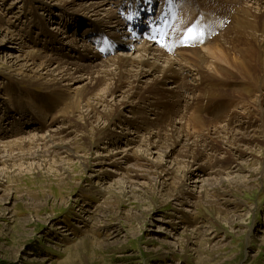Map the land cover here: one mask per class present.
<instances>
[{
  "label": "rangeland",
  "instance_id": "rangeland-1",
  "mask_svg": "<svg viewBox=\"0 0 264 264\" xmlns=\"http://www.w3.org/2000/svg\"><path fill=\"white\" fill-rule=\"evenodd\" d=\"M177 1L184 3L185 0H174V3ZM207 2L205 9L211 15V4ZM174 9L176 6L169 8ZM59 10L58 6L44 8L39 5V0H0V31L7 32L10 37L15 34L19 41L29 45L19 48L13 41L0 37L1 145L15 148L27 138L43 135L50 128L56 129L64 125L62 122L66 123L69 113L71 117L64 125L67 132L63 140L73 143L77 137H85V142H80L78 149L74 148L73 155L59 152L32 165L0 162V264H264V147L251 140L238 141L240 151L234 158L236 162L231 163L235 171L223 173L218 178L198 170L188 172L182 181L180 172L187 164L184 167V164L175 163L176 153L168 148L151 150L147 156L153 163L150 165L152 171L142 165L147 173L144 172L145 176L143 174L139 182L132 181L133 177L129 179L131 182H125L122 167L106 165L100 169L99 165H92L93 160L107 154L106 158L109 153L138 152L140 148L135 141L141 138L143 130L126 122L124 126L117 124L111 129L105 126L98 136H87L84 129L79 133L68 124L72 121L75 124L73 119L81 121L79 111L74 110L77 113L74 116L73 101L77 95L75 90L88 86L84 76L73 81L75 93L70 94V90L67 94L66 88L60 86L64 98L60 95L58 98L57 93L47 90L44 84L35 83L36 79L31 76H20L19 72L26 68L16 65L14 61L18 59L15 57L21 53L20 49L46 45L39 39L40 31L55 32L63 28L68 40L79 38V42H91L85 31L91 29L86 25L90 15L86 13V18H75L82 22L79 25L75 19L63 23V18L68 16H65V10ZM217 10L218 15L229 11L225 5ZM55 12L63 15L56 16ZM99 13L105 14L101 10ZM181 19L177 17L176 21L181 22ZM219 21L223 20L220 18ZM112 24L117 25L111 23L108 26ZM186 25L189 24H183ZM108 26L102 27L106 33L111 30ZM228 31L225 33L230 35ZM48 38L52 39L50 35ZM120 39L129 40L126 36ZM134 49L130 50L134 52ZM128 50L120 47L116 51L129 53ZM52 51L65 60L70 53L68 45L59 49L54 47ZM32 68L38 67L33 65ZM194 73L193 77L198 78ZM107 84L103 79L98 89ZM220 85L227 88L224 96L231 103L227 107L226 99H218H223L227 107L225 113H234L247 121L246 134L260 135L257 119L246 118L254 98L243 94L234 97L228 84ZM223 90L220 88L219 91ZM203 92L209 93L207 96L213 101V90ZM136 102L137 98L130 100L126 104L130 108L121 110L117 119L133 118L136 112L131 106ZM208 105L216 107L218 102ZM19 109L23 113H16ZM154 110L157 109L147 112L150 118ZM209 117L203 114L205 126H213ZM190 124L194 126L188 122L186 130L189 132H193V128L195 132L202 131L205 127L190 128ZM219 153V164L223 167L233 161L230 155ZM120 161L124 167L130 159L121 158ZM87 163L90 167L82 168ZM159 167L169 170V175L152 183V179L160 175L158 170L154 173Z\"/></svg>",
  "mask_w": 264,
  "mask_h": 264
},
{
  "label": "bare ground",
  "instance_id": "bare-ground-1",
  "mask_svg": "<svg viewBox=\"0 0 264 264\" xmlns=\"http://www.w3.org/2000/svg\"><path fill=\"white\" fill-rule=\"evenodd\" d=\"M62 1L57 3L53 0H39V5L44 8L58 6L59 11L65 10V16L68 17L63 18V23L78 16L86 18L89 14V23L86 25L91 26V29L89 31L85 29V31L96 34L95 38L90 40L92 42H79V38L74 37V39L68 40V35L63 28H58L55 32L40 31L39 39L46 45L42 44L40 48L25 49L26 51L23 49L25 53H22L23 50L20 49L21 53L15 57L18 60L14 62L29 71L28 73L26 70L23 71L24 73L19 72L21 77L31 76L36 79L35 83L44 84L47 90L57 93V97L58 95L63 97V90L60 89V86L66 88L67 94L70 90V94L77 93V95L75 94L76 100L73 101V105H75L73 111H79L81 121L73 119L76 121L73 124L71 118L72 123L69 122L68 125L71 128L74 126V129L79 133L81 129H84L85 135L96 136L103 133L105 126L111 129L117 124L124 126L126 122L127 125L143 130L141 138L134 140L138 149L140 148L138 152L130 153L127 150L113 155H109V153L106 158L104 156L107 154L98 158L99 160L97 158V160H93L92 165H99L100 169L106 165H112L119 169L122 167L125 182H131L129 181L130 177L134 178L132 181L139 182L143 174L145 176L147 173L143 168L152 171L150 165L153 163L147 156L151 150L168 148L176 153L175 163L184 164V167L187 164V168H182L180 172L182 181L188 172L198 170L206 171L207 174L218 178L223 173L228 174L235 171L233 170L235 167L231 163L236 162L234 158L238 157L237 151L241 145L240 142V145L238 144V141L245 143L247 140H251L264 147V0H191L190 2L183 0L184 3L177 1L180 7L176 5V9H168L166 13L162 11L165 18L162 32L159 36L150 35L148 38V41H153L154 44L148 43L145 39H142L143 41H140L141 39L131 40L130 37L135 38V36L125 30L131 31L132 25L128 20L132 22L138 20L137 15H128V10L132 6L137 4L139 8H142L143 2L154 6L156 0ZM206 1H209L207 4H211V8H209L211 15L207 13L208 9H205ZM77 5L78 8H75ZM222 5H225L229 11L218 15L217 9ZM100 10L105 14L100 15ZM61 15H63L62 12L56 13V16ZM129 16L132 19H128ZM217 16L223 21L220 22ZM177 17H182L183 20L176 21ZM75 20L78 25L82 23L78 19ZM185 21L189 24L188 26H183ZM29 23L35 24L36 22L30 21ZM111 23L117 25L108 26ZM170 23L174 24L173 29L168 27ZM193 24L204 29L203 40L188 44L182 43L184 32ZM107 26L111 30L106 33L103 28ZM76 28L74 27V29ZM226 29H229L230 35L226 34ZM10 35L12 37L8 36L7 32L0 31L2 39L13 41L19 48L29 47L24 41H19L16 36L14 37L15 34ZM49 35L52 39L48 38ZM73 35H76V31ZM125 36L129 38L128 41L120 39ZM166 36L169 37V40L164 41ZM218 38H221L222 41ZM125 42L128 43L125 44ZM164 43L167 45L163 46ZM64 45H68L70 49L67 60L56 56L53 53L55 51L51 53V49L54 47L59 49ZM121 46L127 47L130 52H117V47ZM171 46L172 48H169ZM133 48H135L134 52L130 50ZM176 49L179 50L175 52ZM189 49L191 51L187 52ZM77 60L85 63H78ZM33 65L38 68L33 70ZM192 71L198 78L193 77ZM83 76L88 80V86L80 91L75 88L74 92L73 81L76 78H83ZM103 79L107 80L108 84L98 89ZM224 83L230 86L228 90L234 93V97L243 94L254 98L252 108L250 106L247 110L246 118L257 119L260 135L246 134L249 127L245 126L247 121L241 120L234 113H225L231 103H228L224 96L227 88L225 85H220ZM220 88L225 90L220 92ZM97 89L99 91H96ZM204 90H213V101L209 100L212 97H208L207 95L210 94L204 93ZM133 98H137V102L131 106L136 112L134 117L126 118L124 121L118 120L117 117L119 118L121 110L130 108L126 104ZM221 98L226 99L224 103L227 107L223 104V99L218 100ZM212 102L214 105L215 102H218L219 107L208 105ZM155 108L157 110H154L153 117L150 118L151 115L149 116L147 112H151ZM16 111V113H23L20 109ZM76 111H74V116L77 114H75ZM203 114L210 116L213 126L210 124L205 126L207 123H203ZM67 116L66 123L71 114L69 113ZM36 120L39 121V119ZM188 122L194 124V126L190 124V128L205 127L202 131L197 129L198 132H195L196 129L193 128L194 131L189 132L186 130ZM64 125H59L56 129L49 127L50 130L45 134L34 135L29 140L27 138L15 148L0 143V162L6 165L18 163L32 165L37 161H45L59 152L73 155L74 148L78 149L79 143L85 142V137L74 138L73 143H71L72 141L66 142L65 139L63 140L67 132L64 130L66 128ZM105 134L106 137L109 136V133ZM110 144L112 143L110 142ZM113 147L115 148V145ZM219 152L230 155L233 161L223 167L222 164H219L221 162ZM121 158L130 159L129 164L123 167ZM90 165L87 163L82 168L90 167ZM142 165L143 168H141ZM157 170L160 175L155 176L152 183L159 182L161 176L169 175V170L163 167L155 169L154 173ZM99 172L103 171L99 170ZM147 177L149 176L147 175Z\"/></svg>",
  "mask_w": 264,
  "mask_h": 264
},
{
  "label": "snow or ice",
  "instance_id": "snow-or-ice-1",
  "mask_svg": "<svg viewBox=\"0 0 264 264\" xmlns=\"http://www.w3.org/2000/svg\"><path fill=\"white\" fill-rule=\"evenodd\" d=\"M128 19H132V17L129 16ZM204 36H205L204 29L200 28L198 25L193 24L191 27H188L186 29V31L182 36L181 42L184 44H188L190 42L202 41ZM163 46H166V44Z\"/></svg>",
  "mask_w": 264,
  "mask_h": 264
}]
</instances>
